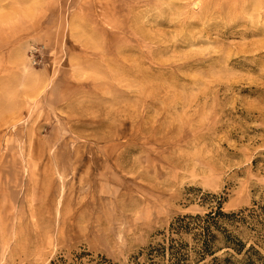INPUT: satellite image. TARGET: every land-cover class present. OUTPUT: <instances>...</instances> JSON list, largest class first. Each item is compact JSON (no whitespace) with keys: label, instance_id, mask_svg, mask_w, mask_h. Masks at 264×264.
<instances>
[{"label":"rangeland","instance_id":"obj_1","mask_svg":"<svg viewBox=\"0 0 264 264\" xmlns=\"http://www.w3.org/2000/svg\"><path fill=\"white\" fill-rule=\"evenodd\" d=\"M218 206L245 248L188 264H264V0H0V264L195 254Z\"/></svg>","mask_w":264,"mask_h":264},{"label":"trees","instance_id":"obj_2","mask_svg":"<svg viewBox=\"0 0 264 264\" xmlns=\"http://www.w3.org/2000/svg\"><path fill=\"white\" fill-rule=\"evenodd\" d=\"M246 218L247 216H245L244 211L240 213H227L222 211L221 206H218L217 210L205 215L197 214L186 216L180 219L175 229L177 231L183 229L193 230L194 244L192 249L195 254L188 251L187 244L177 242L171 238L170 242L163 245L161 249L152 248L150 250V264H157L155 256L159 252H162L164 257L169 258L170 264H188L192 255L195 256L196 254L198 255V259L205 260L208 254H213L215 251V242L218 238L217 231H224L227 234L228 231L225 228V223H234L245 220ZM226 239L228 244L235 245L236 243V246L233 248L238 252H241L245 248V244L240 242V240L238 242L234 240L233 242V238L229 233L226 235ZM214 260H217V258H214Z\"/></svg>","mask_w":264,"mask_h":264}]
</instances>
